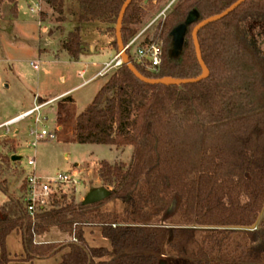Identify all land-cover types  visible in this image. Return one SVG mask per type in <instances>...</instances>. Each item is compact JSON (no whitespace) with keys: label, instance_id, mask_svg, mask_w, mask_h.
I'll list each match as a JSON object with an SVG mask.
<instances>
[{"label":"trees","instance_id":"16d2710c","mask_svg":"<svg viewBox=\"0 0 264 264\" xmlns=\"http://www.w3.org/2000/svg\"><path fill=\"white\" fill-rule=\"evenodd\" d=\"M19 1L0 0V6L11 4L15 14ZM42 1L57 21H66L70 3L69 15L79 23L116 26L126 0ZM237 1L177 4L144 42H163L158 72L130 57L134 66L151 79L199 77L202 69L192 38L198 23L188 28L178 56L172 54L171 34L194 11L203 21ZM141 2L133 0L125 14V46L144 15ZM46 18L41 12V21ZM250 19L264 20V0H247L199 31L208 79L152 86L123 64L75 118L76 143L133 148L130 165L100 163L101 183L111 189L104 202L84 206L61 192L33 221L0 181L7 197L0 203V264L12 261L6 244L15 231L22 237L23 262L30 264L59 254L58 264H264V59L245 37L244 23ZM62 50L72 60L80 59L79 30L68 35ZM88 227L100 228L112 250L91 246L85 238ZM53 229L72 239L60 244L36 241Z\"/></svg>","mask_w":264,"mask_h":264},{"label":"rangeland","instance_id":"374dc122","mask_svg":"<svg viewBox=\"0 0 264 264\" xmlns=\"http://www.w3.org/2000/svg\"><path fill=\"white\" fill-rule=\"evenodd\" d=\"M39 0H21L18 4L17 13H11V4L4 3L0 6V120L5 121L18 117L23 112L35 106V103L42 102L40 99H52L62 95L66 91L72 90L64 97L71 96L72 102H63L62 99L57 104H49L39 111L40 123L35 125L34 114L10 127L12 135H6L5 130H0V181L5 188L9 189L10 195L17 199L22 196V183L24 176L29 172L28 160L36 158V171L41 169L47 176L53 177L58 173L77 171L81 173L82 184L77 187L75 194L68 191L69 196H74L77 204L81 203L85 196L93 189L106 188L101 183L98 175L99 165L102 161L109 163H125L130 165L132 161L133 148L124 150L104 145H80L76 143L73 135L74 120L81 111L91 103L101 82L107 81L116 71L113 69L104 77H100L89 84L74 90L86 80L94 76L105 62H109L114 53L107 48L105 42H112L115 46L116 34L115 25H102L100 35L103 33L107 37L97 41L99 31L90 30V41L97 46L104 47L87 58L78 61L69 60L67 56L57 59L59 38L51 39L49 36L64 31V22L57 21V16L53 15L46 6L40 7L39 14L36 5ZM185 0H142L141 5L144 11L141 23L135 26L139 37L136 45L128 51L130 57L136 58L135 51L137 45L144 46L145 40L150 37L159 23L162 22L169 12ZM145 2H148L145 5ZM9 9H6V8ZM44 12L47 18L40 19V13ZM67 20V17H66ZM39 22H45L41 28ZM245 37L253 46L260 50L264 59V20L250 19L244 23ZM114 28V29H112ZM49 36H48V35ZM104 41V45H103ZM49 43L52 53L43 55L40 52L47 49L40 48L45 43ZM163 46V42L158 41ZM40 51V52H39ZM119 57V55H118ZM118 60H121L119 57ZM38 64V68L34 67ZM84 69L92 71L80 76ZM6 86L8 88H6ZM59 106L60 119L57 121V111ZM1 125V122H0ZM35 127L38 131L43 129L56 134L54 140L42 141L36 149L29 147L33 140L30 129ZM59 128H62L60 130ZM18 131V137H14V132ZM20 154L21 160L18 163L10 162V157ZM77 165V166H76ZM7 198L0 190V203ZM21 201V200H20ZM22 202V201H21ZM160 228L151 226L150 229ZM168 229V227H164ZM90 229V230H88ZM85 234L88 236L89 244L99 246L100 228L88 227ZM92 236V238L90 237ZM72 239L68 234L61 233L57 229L49 233L36 237L39 243L60 244ZM13 242V249L21 248L19 243Z\"/></svg>","mask_w":264,"mask_h":264},{"label":"built area","instance_id":"2783aa9c","mask_svg":"<svg viewBox=\"0 0 264 264\" xmlns=\"http://www.w3.org/2000/svg\"><path fill=\"white\" fill-rule=\"evenodd\" d=\"M139 37L134 38L127 46V51L131 50L137 43ZM136 58L134 61L144 67L149 72H158L162 64L163 46L157 42L150 44H144V46L137 45L135 51ZM115 61L105 66V68L94 78H100L107 75L113 69H118L123 65L122 60ZM38 68V64L35 65ZM49 103L36 105L33 109L24 112L18 117H15L0 125L1 129L5 130L6 135L11 134L10 127L14 124L38 114L35 118V125L40 123L39 111L41 108ZM30 137L33 139L28 145L29 147L36 149L42 141L54 140L56 134L49 132L45 129L38 131L35 127L30 129ZM27 166L30 168L29 172L24 176L22 183V196L21 201L29 215L33 220H37V216L51 207L52 199L55 195L68 191L75 190L82 184L81 173L77 171H71L67 173H58L53 177L41 176L36 171V158L32 157L28 160Z\"/></svg>","mask_w":264,"mask_h":264},{"label":"crops","instance_id":"0c3cea01","mask_svg":"<svg viewBox=\"0 0 264 264\" xmlns=\"http://www.w3.org/2000/svg\"><path fill=\"white\" fill-rule=\"evenodd\" d=\"M21 1V0H20ZM19 1V2H20ZM19 2H18V4H19ZM38 4L36 5V11H37V13L39 14V11H40V7H44V6H46L47 8H48V6L42 1V0H39L38 2H37ZM6 9H9L8 7L6 8ZM49 9V8H48ZM51 12H53L51 9H49ZM69 11H70V3H68L67 4V6H66V16H67V20L64 22V25H63V27L65 28L64 29V31L62 32V33H57V34H55V35H53V36H49L48 34V36H49V43L51 42L50 40L51 39H55V38H59L60 39V41H59V45H58V51H57V54H56V58L57 59H59L60 57H65V56H67L68 58H69V60H71L70 59V57L68 56V54L66 53V52H64L63 50H62V44H63V42L65 41V39L68 37V35L71 33V32H74L75 30H79L80 31V35H81V39H82V54H81V56H80V59L81 58H87V57H89V56H91V55H93L95 52H98L99 50H102L104 47H100V46H97V44H95V43H92L91 41H90V30H92V31H94V29H96L97 31H99V39L97 40V41H100L101 39H105L106 37H107V35L105 34V33H103V37H101V35H100V29H101V26L102 25H107V24H103V23H101V22H98V21H94V22H89V23H79V22H77L76 20H75V18H73L72 16H70L69 14ZM53 15H55L54 13H53ZM56 16V15H55ZM40 24H41V26L43 25V24H45V22L43 23V22H39ZM41 28H44V30H45V32H47V30H46V27H41ZM110 41V40H109ZM105 42L106 43V46H107V48H109V50H111L113 53H114V56H113V58L109 61V62H105L104 64H103V66H102V68L100 69V70H98L96 73H94V76H92L91 78H89L88 80H86L83 84H81L80 86H78V87H76V88H74V90H76V89H78V88H81L82 86H84V85H86V84H89V83H91V82H93V81H95V80H98L99 78H96V79H94L104 68H105V66L106 65H108V64H110V63H112L113 61H115L116 60V58L118 57V54H117V52H116V50L114 49V47H112V42ZM49 43L47 42V43H45L43 46H41L40 48H43V49H47V51H43V52H40V53H42L43 55H48V54H50V53H52L53 51H52V49H51V46L49 45ZM103 45H104V41H103ZM90 72H92V71H88L87 69H84L83 71H81L80 72V76H83L84 74H87V73H90ZM106 81L105 80H103L102 82H101V85H100V89H101V87L104 85V83H105ZM6 88H8L7 86H6ZM99 89V90H100ZM72 90H69V91H66L65 93H63L62 95H60V96H57V97H55V98H52V99H40L42 102H40L39 104H45V103H49V104H57V106H58V103L62 100V99H69V100H71V102H72V104L74 103V99H72L71 98V96H68V97H64L65 95H67V94H69L70 92H71ZM97 93H98V91H97ZM96 93V94H97ZM96 96V95H95ZM95 98V97H94ZM93 98V99H94ZM93 99H92V101H93ZM92 101H91V103H92ZM91 103H89V104H91ZM39 104H37V102L35 103V106L36 105H39ZM49 104H47V105H49ZM88 104V105H89ZM87 105V106H88ZM34 106V107H35ZM86 106V107H87ZM34 107H32V108H30V109H28L27 111H29V110H31V109H33ZM85 107V108H86ZM85 108L83 109V111L85 110ZM42 109V108H41ZM26 111V112H27ZM83 111H81V112H83ZM24 113V112H23ZM80 114V113H79ZM78 114V115H79ZM17 117V116H16ZM15 118V117H14ZM11 119H13V118H10V119H8V120H5V121H1L0 120V122H1V124H3V123H5V122H7V121H9V120H11ZM60 130H62V128H59ZM74 129V128H73ZM18 131H15L14 132V137H18ZM11 135H12V133H11ZM73 135H74V131H73ZM133 151V150H132ZM16 155H13V156H11V159L13 158V157H15ZM18 157H20V154H18L17 155ZM77 166V165H76ZM37 173L39 174V175H41V176H45V177H47V175L41 170V169H39V166H38V170H37ZM6 199V198H5ZM4 199V200H5ZM88 228H86L85 229V231L87 230ZM88 230H90V229H88ZM100 239L98 240V242L100 243V245L99 246H93V247H105V248H107V249H109V250H112L111 249V244H110V242L107 240V239H105V238H103L102 237V234H101V230H100ZM91 238H92V236H90ZM85 238H86V240H87V242H89V240H88V236H87V234H85ZM11 241H15L16 243H19L20 244V246H21V248L17 251V250H14L13 249V242H11ZM91 245V244H90ZM6 246H7V252H8V255H9V257L11 258V260L12 261H10V263H8V264H30V263H24L23 262V259L25 258V255H24V251H23V246H22V237H21V234L19 233V232H13L9 237H8V239H7V244H6ZM92 246V245H91ZM61 255L62 254H59V255H56V256H54V257H51V258H49V259H44V260H40V259H35V260H33L32 261V264H58L59 262H60V259H61ZM0 256H1V250H0ZM108 259H110V258H108Z\"/></svg>","mask_w":264,"mask_h":264},{"label":"water","instance_id":"95a60500","mask_svg":"<svg viewBox=\"0 0 264 264\" xmlns=\"http://www.w3.org/2000/svg\"><path fill=\"white\" fill-rule=\"evenodd\" d=\"M247 0H238L235 4H233L230 8L225 10L223 13L213 16L211 18H208L206 20L200 21V16L198 12L194 11L189 14L186 21L178 26L173 32H172V54L173 56H178L183 48L184 40L186 37V34L188 32V28L194 24L198 23V25L194 28L192 33V38L194 42L195 52L197 56V60L201 66L202 74L194 79H176L172 77H166L162 79H151L144 77L142 74L139 73V71L134 66L128 52L126 49V46L123 42L122 38V28H123V20L125 17V14L127 12V9L132 4L133 0H126L121 12L119 14L116 28H115V34H116V44H117V51L118 55L121 58L124 65L128 67V69L134 74L136 78H138L140 81H142L145 84L156 86V85H163V86H182V85H189V84H195L201 81H204L209 78L210 71L208 67L206 66L203 57L202 52L198 40V33L201 29L206 27L209 24L218 22L222 20L223 18L227 17L229 14H231L233 11L238 9L243 3H245ZM13 161L19 162L21 160V157L15 156L12 158ZM111 196V192L107 190L106 188H96L91 190L84 198V200L81 202L84 206H92L99 203L104 202Z\"/></svg>","mask_w":264,"mask_h":264}]
</instances>
